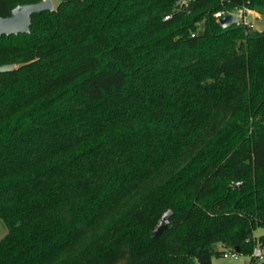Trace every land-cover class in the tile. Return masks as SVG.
Instances as JSON below:
<instances>
[{
	"label": "trees",
	"instance_id": "trees-1",
	"mask_svg": "<svg viewBox=\"0 0 264 264\" xmlns=\"http://www.w3.org/2000/svg\"><path fill=\"white\" fill-rule=\"evenodd\" d=\"M235 5L264 0H58L0 35V264L264 251V29L222 28Z\"/></svg>",
	"mask_w": 264,
	"mask_h": 264
},
{
	"label": "water",
	"instance_id": "water-1",
	"mask_svg": "<svg viewBox=\"0 0 264 264\" xmlns=\"http://www.w3.org/2000/svg\"><path fill=\"white\" fill-rule=\"evenodd\" d=\"M53 9L52 0H39L34 3L15 5L8 10L6 15L0 16V35L27 33L29 31L30 16L32 14H37L45 10L52 11ZM239 21L240 17L230 13H224L217 19L218 24L222 28L237 24ZM14 67L11 63L0 64V72L10 71ZM171 215L172 212L170 210L165 211L161 215L157 226L152 231L153 236L159 235L166 228ZM234 251L238 253L237 249Z\"/></svg>",
	"mask_w": 264,
	"mask_h": 264
},
{
	"label": "rangeland",
	"instance_id": "rangeland-1",
	"mask_svg": "<svg viewBox=\"0 0 264 264\" xmlns=\"http://www.w3.org/2000/svg\"><path fill=\"white\" fill-rule=\"evenodd\" d=\"M57 1L58 0H52V4L54 7ZM251 10H252L251 13L247 14L245 19L237 23L236 25L239 24L241 26H244L248 29V31L259 32L264 29V9L258 11L254 8H251ZM201 29H202V21L195 23V31L200 32ZM5 234H6L5 226L3 222L0 220V239ZM263 234H264V229L258 228L252 232V238L256 239ZM170 237H168L167 240H169ZM254 247H257L256 243ZM216 251H217V254L211 259V264H248L249 262V257L242 256V255H240L236 261H232L229 259H222L220 256H218V254L221 253L222 249L219 246H217ZM262 254L264 255V251H262ZM257 264H264V258Z\"/></svg>",
	"mask_w": 264,
	"mask_h": 264
},
{
	"label": "built area",
	"instance_id": "built-area-1",
	"mask_svg": "<svg viewBox=\"0 0 264 264\" xmlns=\"http://www.w3.org/2000/svg\"><path fill=\"white\" fill-rule=\"evenodd\" d=\"M191 0H174V7L177 10H185L188 6V3ZM251 9L248 7H244V6H233L232 8H230L229 10H218L216 12L213 13V17L217 19L223 15L224 13H230L232 15L238 16L240 17V21H243L246 17L247 14L251 13ZM169 17V15H165L164 18L167 19ZM238 22V23H239ZM202 30V29H201ZM200 30V31H201ZM194 33H197V31H193L191 33V35H193ZM240 254L236 253L234 250H229V249H222L221 253H220V257L222 259H229L232 261H236L239 258ZM249 257V262L248 264H257L259 263L261 260H263L264 255L262 254V250L259 249L258 247H254L252 249V252L250 255H248Z\"/></svg>",
	"mask_w": 264,
	"mask_h": 264
}]
</instances>
